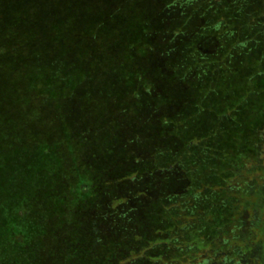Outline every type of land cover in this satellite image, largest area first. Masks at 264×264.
I'll list each match as a JSON object with an SVG mask.
<instances>
[{"label":"trees","instance_id":"1","mask_svg":"<svg viewBox=\"0 0 264 264\" xmlns=\"http://www.w3.org/2000/svg\"><path fill=\"white\" fill-rule=\"evenodd\" d=\"M45 1L0 0V264H196L208 232L235 226L251 200L264 239V126L254 139L238 132L239 105L225 91L218 120L188 134L194 104L230 86L235 62L253 51L242 32L229 34L230 51L240 54L228 66L200 50L203 33L193 24L218 32L220 42L226 34L229 19L211 17L206 27L222 0H160L153 14L143 9V32L127 38L124 59L108 58L122 48L118 40L90 46L81 77L77 51L58 46L53 11H35ZM97 56L107 59L90 66ZM15 71L21 86L11 84ZM105 73L108 88L85 86ZM21 93L28 101L16 99ZM46 123L57 128L45 133L38 126Z\"/></svg>","mask_w":264,"mask_h":264},{"label":"rangeland","instance_id":"2","mask_svg":"<svg viewBox=\"0 0 264 264\" xmlns=\"http://www.w3.org/2000/svg\"><path fill=\"white\" fill-rule=\"evenodd\" d=\"M106 1H108V3ZM148 1L153 3L145 4V0H127L122 4L120 0H47L45 1L46 4L42 2L35 11L40 14L45 11L49 12V9L53 11L49 18V24L52 28H56V30L59 28L62 30V32H60L61 35L57 38L59 39L57 42L60 43L58 46L61 50H66L69 46H73V51H77L78 59L75 62L76 77H81L85 72V68L83 61L80 59L82 58L83 52L90 46L97 47L101 45L102 47H107V44H112L118 40V43L122 45L120 51L111 50L109 52L110 55H107H109L108 58L110 59H124L122 56H126V53L128 54L130 50L128 47H125L127 38L136 37L143 32L141 29L142 24H139V21H141V18L144 16L143 9L146 10L152 7L148 14H153V10L161 6L160 0ZM255 2H257V4H254ZM263 2L264 0H250L246 5H242L241 0H222L221 9L215 7L212 9L213 12L210 10L207 14L208 16L205 18L210 19L213 17L214 21L221 19V24L228 21V19L230 21L229 25L226 24V28L224 27L226 34H220L221 42L218 40V32H202L204 26L201 21H199L198 24H193L196 34L203 33L201 36H198V38L196 37V41L201 40L198 42L200 50L204 53H209L212 58L219 55L217 56L219 63H222L225 60L226 65L228 66L232 63V55L235 59V56L237 57L238 54H240L237 49H232V51H230V33H232L233 37H238L237 34L242 32L241 34L243 35L238 38L247 41V46H250L249 51H253L251 54L243 58L242 61L237 60L235 62L238 64L235 69L239 67L238 71L240 70V72L237 73V76L234 79L228 77L232 80L230 86L218 88L219 94H213L211 97L208 96L209 98L207 97L202 104H194V108H192L193 114L191 115H195V119L188 130V134H193L196 131L199 133L204 132L207 127L212 125L214 121L218 120L221 113V101H223V98L227 99L225 91L231 92L230 96H228L229 102L232 103L231 106L239 105V108L233 113L235 114L234 123L235 126L237 124L236 128L238 129V132L247 138L254 139L257 135V129L264 126V44H259L264 41ZM14 5H12L13 10L16 11L15 13H18L20 9H17ZM239 6H242L241 13L238 11L240 8ZM175 11L178 14L181 13L179 9ZM156 13H159V11H156ZM250 13L256 14L250 16ZM236 15L237 17L240 15V19L231 21ZM195 16L197 18L199 15L197 14ZM68 19L73 22H71L70 25H72V27L67 32L68 28H65L64 31L63 26H65L64 22ZM214 21L211 18L206 27L211 28ZM224 25L225 24H223V26ZM130 29L132 32H129ZM79 31L85 32V35H80L82 37H79L77 34ZM223 39H225V43H222ZM256 39L258 44L255 43ZM53 41L54 40L51 39L45 43L51 46ZM184 42H186V40H184ZM219 44L221 47H219ZM140 47L141 44L138 43L133 51H140ZM98 50L103 51L96 48V52H98ZM118 52H120V54L117 55ZM215 54L217 55L214 56ZM106 59V57L101 58L97 56L96 59L90 63V66L95 67L99 62L106 61ZM214 61L217 60L211 59V62ZM194 77L196 78L195 72L191 74L190 79ZM10 79L11 84H18L21 86V84H19L20 79H18L17 71L13 72V77ZM111 83H113V81L111 82L109 75L107 76L105 73L97 74L94 78H90L85 86L95 87L96 85H99V87L106 89ZM229 87H231V90L226 89ZM18 96L16 97L17 100L22 99L23 101H28L27 96H24V94L21 93ZM87 99H89V97H86L85 100L83 99L82 101L87 103ZM209 104H212L214 108L211 112L207 109V106H210ZM198 105L202 106V111L198 110ZM81 110L76 115L82 116L83 112ZM30 114H34V111L32 110ZM52 115H54V113L49 116L51 117ZM65 125L69 124L65 123ZM38 127L41 128L43 132L49 133L54 131L57 128V125L46 123V125ZM63 127L65 126L61 125V128ZM232 137L233 133L230 132V138ZM248 205L249 207L245 211L246 213L242 220L239 223L235 222V226L230 224L223 229L218 228L214 231L208 232V241L200 252L196 254L193 262L196 264H221L222 257L224 254L231 253V250L236 246L235 243L239 245L246 239L255 240V234L251 235L248 232L252 221L257 225L255 227H258L259 223L256 220V217H259L258 214L260 215L262 212H259L256 208L254 200H251V203ZM255 213H257V216H255ZM247 218L250 220L248 223H246V220H248ZM260 218L261 217H259V219ZM59 263L61 262L59 261Z\"/></svg>","mask_w":264,"mask_h":264},{"label":"flooded vegetation","instance_id":"3","mask_svg":"<svg viewBox=\"0 0 264 264\" xmlns=\"http://www.w3.org/2000/svg\"><path fill=\"white\" fill-rule=\"evenodd\" d=\"M255 214L257 216V213ZM256 220L259 221V217H256ZM255 226L257 225L252 221L248 232L255 234V240L246 239L239 245L235 243L231 253L224 254L221 264H264V239L262 234L255 231Z\"/></svg>","mask_w":264,"mask_h":264}]
</instances>
